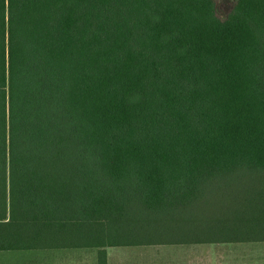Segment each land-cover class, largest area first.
Returning a JSON list of instances; mask_svg holds the SVG:
<instances>
[{"label":"trees","instance_id":"obj_1","mask_svg":"<svg viewBox=\"0 0 264 264\" xmlns=\"http://www.w3.org/2000/svg\"><path fill=\"white\" fill-rule=\"evenodd\" d=\"M264 241V0H0V251Z\"/></svg>","mask_w":264,"mask_h":264},{"label":"rangeland","instance_id":"obj_2","mask_svg":"<svg viewBox=\"0 0 264 264\" xmlns=\"http://www.w3.org/2000/svg\"><path fill=\"white\" fill-rule=\"evenodd\" d=\"M237 0H217L225 18ZM111 264H264V241L110 247ZM92 248L0 251V264H96Z\"/></svg>","mask_w":264,"mask_h":264},{"label":"crops","instance_id":"obj_3","mask_svg":"<svg viewBox=\"0 0 264 264\" xmlns=\"http://www.w3.org/2000/svg\"><path fill=\"white\" fill-rule=\"evenodd\" d=\"M136 246H139V245H136ZM115 247V246H113ZM120 247V246H118ZM110 247L107 248V251H108V264H111V252H110ZM98 263V255H97V261H96V264ZM122 264V263H121Z\"/></svg>","mask_w":264,"mask_h":264}]
</instances>
